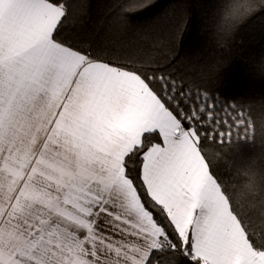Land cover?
<instances>
[{"label": "snow or ice", "instance_id": "obj_1", "mask_svg": "<svg viewBox=\"0 0 264 264\" xmlns=\"http://www.w3.org/2000/svg\"><path fill=\"white\" fill-rule=\"evenodd\" d=\"M151 4L122 0L120 33ZM77 7L0 0V264H264L255 124L218 86L226 59L184 40L199 24L230 47L264 0H207L118 48Z\"/></svg>", "mask_w": 264, "mask_h": 264}, {"label": "trees", "instance_id": "obj_2", "mask_svg": "<svg viewBox=\"0 0 264 264\" xmlns=\"http://www.w3.org/2000/svg\"><path fill=\"white\" fill-rule=\"evenodd\" d=\"M72 2L83 4V8L74 9L76 16L84 17L83 29L78 26L76 30L82 31L100 46L118 48L138 33L163 39L168 27L179 19L181 11L189 15L193 11L201 12L200 5L207 0H152L149 8L135 14L132 21L134 31L127 33H120L121 25L117 18L122 0ZM184 40L185 51L194 60L214 64L217 59H226L222 69L225 74L218 86L226 95L243 104L255 124L254 140L244 146L242 155L257 168L264 167V74L259 71L264 63V14L241 21L228 41L230 47H217L211 30L199 24L185 31Z\"/></svg>", "mask_w": 264, "mask_h": 264}]
</instances>
